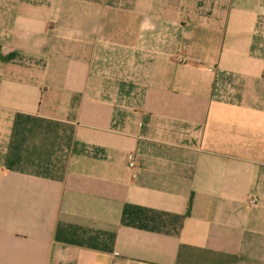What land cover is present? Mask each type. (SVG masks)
Masks as SVG:
<instances>
[{"label":"crops","instance_id":"obj_1","mask_svg":"<svg viewBox=\"0 0 264 264\" xmlns=\"http://www.w3.org/2000/svg\"><path fill=\"white\" fill-rule=\"evenodd\" d=\"M0 264H264V0H0Z\"/></svg>","mask_w":264,"mask_h":264},{"label":"built area","instance_id":"obj_2","mask_svg":"<svg viewBox=\"0 0 264 264\" xmlns=\"http://www.w3.org/2000/svg\"><path fill=\"white\" fill-rule=\"evenodd\" d=\"M127 167L129 168V170L134 171L137 167V158L135 154H130V157L128 159L127 162ZM251 202H255V199L253 197L250 198Z\"/></svg>","mask_w":264,"mask_h":264}]
</instances>
